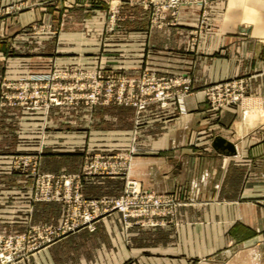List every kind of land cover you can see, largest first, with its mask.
<instances>
[{
    "label": "crops",
    "instance_id": "obj_1",
    "mask_svg": "<svg viewBox=\"0 0 264 264\" xmlns=\"http://www.w3.org/2000/svg\"><path fill=\"white\" fill-rule=\"evenodd\" d=\"M74 1L81 4L90 0ZM3 3L31 5L13 17L16 32L52 16L41 6L52 4V0ZM210 3L215 9L189 15L183 18L186 23L164 29L149 24L146 13L139 14L140 23L132 22L135 14H124L129 19L124 29L131 35L127 51L179 48L189 52L180 64L189 69L193 79L185 112L176 102L165 109L153 105L139 116L132 107L96 108V122L103 118L113 128L107 126V130L95 123L91 130L82 126L75 131L61 129L56 132L61 140H50L56 135L49 131L47 141L40 146L45 148L40 168L53 173L80 172L90 152L135 148L129 173L144 188L184 193L202 202L181 206L180 223L169 227L127 228L115 213L102 219L94 232L82 229L37 251L34 264H210L233 248L252 249L257 258L264 257V207L259 204L264 198V0ZM87 16L94 18V13ZM202 17L206 25L197 30ZM199 32L202 41L196 48L191 39ZM165 34L168 38L158 41L157 37ZM73 35L75 43H61L59 49L85 51L84 35ZM13 48L9 43L1 44L0 55ZM19 59L9 56L5 61L0 56V79L19 73ZM143 62L136 57L125 64H140L142 70ZM150 62L156 67L168 64ZM27 67L24 72L30 71ZM236 77L250 81L243 103L217 110L210 107L206 86ZM36 117V112L19 107L0 110V233L21 232L35 223H58L63 215L64 206L59 202L34 201L33 179L10 166L12 154L21 147L31 152L39 147L34 144ZM22 129L28 132L26 146L21 143ZM124 184L123 176H93L83 191L91 196L117 195Z\"/></svg>",
    "mask_w": 264,
    "mask_h": 264
},
{
    "label": "rangeland",
    "instance_id": "obj_2",
    "mask_svg": "<svg viewBox=\"0 0 264 264\" xmlns=\"http://www.w3.org/2000/svg\"><path fill=\"white\" fill-rule=\"evenodd\" d=\"M52 2V4L41 5L43 8L45 7L46 12H52L50 19H37L16 32L14 31L15 29H13V17L16 16L18 12L29 9L31 5L19 3L8 5L4 4L3 0H0V45L9 43L14 47L12 50H7L0 56H3L5 61L9 56H20L19 60L21 65L18 67L19 71L17 70L19 73L14 77L4 76L0 79V110L8 107H19L27 111L36 112L37 137L34 139V144L39 147L36 148L35 152L25 150L21 147L20 152L12 154L10 166L14 171L29 175L33 179L34 190L32 199L34 201L59 202L64 206L63 215L58 223H35L21 232L5 231L2 233L26 234L33 226L61 225L65 219L68 208L75 204L76 192L74 191L72 195L69 196V202L56 200L54 198L47 200L45 198V192L48 184L46 175L58 177L62 174L80 175L81 182L79 185V193L82 197L86 198V200L97 199L102 202L121 198L125 193L129 180H134L139 183L145 197L143 200L140 199L139 201L132 197L129 201V211L131 215H127L121 210H114L109 214L101 216L97 222V228L98 223L102 219L115 213L120 215L127 228L135 226L152 229L178 225L180 223L178 216L179 208L183 205L201 203L202 200L189 199L184 193L178 194L176 192L144 188L141 182L131 177L129 173L132 159L137 152L135 148H131L128 151L115 149L113 152L104 150L90 152L85 156L80 172L53 173L42 171L40 168L41 156L45 152V148L40 146L44 145V142L47 141L49 131H51V134L56 135V132L61 129L62 132L69 130L75 131L77 129L79 130L81 126L84 127L85 130H91L93 125L98 123L93 115L96 108L102 110L104 107L118 109L132 107L139 116L143 111H146L153 105H158L160 108L165 109L176 102L181 112H185V99L187 95L193 91V79L189 73V69H183V66H180V64L181 60L186 61L188 59L187 55L189 52L187 50H180L179 48H175V50H163L162 52L148 51L145 53L127 51L129 47L127 44L131 43V35L124 29V23L129 21V19H125L124 14H135L136 19L132 22L140 23L139 19H137L139 14L146 13L148 17H150L149 24L153 25L154 28L164 29L176 25L178 22L186 23L187 20H183V18L189 15H203L205 12L208 13L211 9H215V7H213L214 5H211L210 0H90L89 2L81 4L74 0H52ZM92 13H94V18L87 16ZM178 15L181 19H178ZM206 21L207 20H204L202 17L198 23L197 30L198 28H203V25H206ZM74 33H81V35H84L85 39H83V41L86 43V45L84 44L86 47L85 51L72 52L61 50V48L59 49V47H62L59 46L61 43H75L73 42L75 40H72L76 37L73 35ZM14 37L16 41H14ZM78 37L82 39L80 36ZM157 38L158 41L161 39L164 40V38H168V35H159ZM175 38H177V36H173L172 39ZM201 38L200 32L193 35L191 39L193 47L195 46L197 48L198 44L202 41ZM29 42L30 45L27 44ZM31 44H34V46L30 47L32 46ZM193 47H191V49H193ZM193 51L196 52L197 50L195 49ZM198 54L199 52L197 55ZM28 57H31L32 60H29ZM72 57H76L77 60H67ZM136 57L144 60L142 63L144 67L142 70L140 69V64H132L131 66L130 64H125V62ZM84 58L86 59L84 60ZM150 61L155 62V64L156 62L168 64H157V66H159L156 67L154 63ZM28 65L31 67L30 71L24 72L29 68L27 67ZM54 73L98 76L96 79L99 84L98 87L96 84L97 82L95 83L93 78H85L84 80H80L79 91H81L83 95L92 94L96 91L99 95V99L92 103L90 100L82 98L76 103L52 106V108L46 111L44 107L40 110H29L21 104H12L11 100L5 96V93H12V91L6 87L11 81ZM239 79L245 82L241 100L232 102L229 105H217L218 103L216 101H212L209 95V89H211L212 86L220 83H230ZM70 80V82H76L75 79ZM162 81L176 83V85L170 89V93L175 92L176 95L169 101L167 106H162L161 102L156 99L158 84ZM110 83L114 84L112 90L109 89ZM186 88H188L189 92L183 91H186ZM249 90V79L245 77H236L207 85L205 93L210 107L217 110L241 105L248 96ZM122 92L123 94H121ZM120 95H122V97H120ZM140 100L148 102L144 109H140L135 104L140 102ZM101 120L102 121L98 124L108 130L107 126H109V124L106 120H103V118H101ZM110 125L113 126L112 124ZM117 126L121 127L120 124ZM117 129H119V127ZM22 131L23 129L20 132L21 143L26 146L29 142L27 140L28 132ZM58 139L61 140L57 135L50 138V140ZM24 140L25 142L23 143L22 141ZM27 158L34 159V161L29 162V160L26 162ZM94 159L105 162L103 169L100 170L101 172L103 170L105 172L102 174H83L86 165ZM105 175L125 177V184L121 193L117 195L91 196L83 191L85 183L89 178ZM56 181L57 178L54 179L55 184ZM62 193L64 194L63 191ZM262 199L259 200V204H261L260 201ZM83 229L92 231L88 228ZM34 254L29 256L28 259H20L15 264L20 262L34 264L32 260ZM210 264H264V257L260 256L257 258L255 251L252 249L233 248L217 255L215 260Z\"/></svg>",
    "mask_w": 264,
    "mask_h": 264
},
{
    "label": "built area",
    "instance_id": "obj_3",
    "mask_svg": "<svg viewBox=\"0 0 264 264\" xmlns=\"http://www.w3.org/2000/svg\"><path fill=\"white\" fill-rule=\"evenodd\" d=\"M81 75L82 76L78 74L54 73L11 81L6 87L10 89L12 93H5V96L11 100L12 104H21L29 110H40L44 107L47 111L52 108V106L76 103L82 98H86L92 103L96 102L99 99L98 93L94 91L92 94L83 95L81 91H79V83L80 80H84L85 78H93L96 83L98 76ZM70 79H75L76 82H70ZM96 84L98 87V82ZM244 84L245 82L240 79L226 84H216L209 89V95L212 101L218 103L217 105H229L232 102L241 100ZM175 85V82L168 81H162L158 84L156 99L161 102L162 106H167L169 101L176 95L175 92L170 93V89ZM113 87L114 84L110 83L109 89L112 90ZM186 89V91H183L189 92L188 88ZM121 94H123V92ZM120 97H122V95H120ZM135 104L140 109H144L148 102L140 100V102ZM28 161L33 162L34 159L27 158L26 162ZM104 164L105 162L94 159L86 165L83 174H102L105 171L103 170L101 172L100 170L103 169ZM46 177L48 184L45 198L47 200L54 198L56 200L69 202V196L75 191V204L68 208L65 219L61 225L33 226L26 234L0 233V264H15L20 259H28L29 256L36 251L80 229L88 228L94 231L97 229V222L101 216L109 214L114 210H121L127 215H131L129 211V201L132 197L138 201L140 199L143 200L145 197L139 183L134 180H129L124 195L119 199L103 202L97 199L86 200V198L82 197L79 193V185L81 182L80 175L62 174L58 177L53 175H46ZM55 178H57L56 184L54 182ZM260 203L264 206V198Z\"/></svg>",
    "mask_w": 264,
    "mask_h": 264
}]
</instances>
